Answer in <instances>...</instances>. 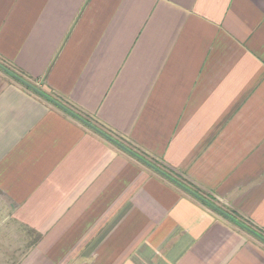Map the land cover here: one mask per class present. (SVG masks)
Listing matches in <instances>:
<instances>
[{"label": "crops", "instance_id": "crops-1", "mask_svg": "<svg viewBox=\"0 0 264 264\" xmlns=\"http://www.w3.org/2000/svg\"><path fill=\"white\" fill-rule=\"evenodd\" d=\"M0 64L233 215L0 68L17 264H264V0H0Z\"/></svg>", "mask_w": 264, "mask_h": 264}, {"label": "rangeland", "instance_id": "rangeland-1", "mask_svg": "<svg viewBox=\"0 0 264 264\" xmlns=\"http://www.w3.org/2000/svg\"><path fill=\"white\" fill-rule=\"evenodd\" d=\"M11 210L0 197V264H17L32 238L25 227L11 219Z\"/></svg>", "mask_w": 264, "mask_h": 264}, {"label": "trees", "instance_id": "trees-1", "mask_svg": "<svg viewBox=\"0 0 264 264\" xmlns=\"http://www.w3.org/2000/svg\"><path fill=\"white\" fill-rule=\"evenodd\" d=\"M2 65V64H0ZM3 66V65H2ZM5 67V66H3ZM6 68V67H5ZM8 69V68H6ZM9 70V69H8ZM11 71V70H9ZM12 73H14V79L16 82H18L19 84H21L23 87H25L26 89L36 93L37 95H39L40 97L46 99L47 101L55 104V101H57L56 99H54L53 97H51L50 95H48L46 92L42 91L41 89H39L38 87H36L35 85H33L31 82L27 81L25 78H23L21 75H18L16 74L15 72L11 71ZM23 81H26L28 82L31 86H28L26 85ZM58 102V101H57ZM69 114H71V111L68 110L67 111ZM72 115V114H71ZM74 116V115H73ZM84 120H86L85 118H83ZM87 121V120H86ZM137 158H139L140 161L144 162V163H147L148 166L153 169L155 172L158 173V171H161L162 173L165 174V176L161 175L162 177L172 181V182H176L177 186L180 187L181 189H183L185 192H187L188 194H190V192L194 193V194H198L199 196H201L204 200H206L207 203H209L210 205L212 206H215V203L213 200L209 199V197H207L206 195H203L201 193V191H199L197 188L193 187L192 185H190L189 183H186V182H183L181 179H179L176 175H174V173H172L171 171H169L168 169L164 168V167H161L159 166L158 164L152 162V161H149V160H146V158H144L143 156L135 153ZM191 195V194H190ZM220 209V208H219ZM228 213L229 215L233 216L231 213L229 212H226ZM236 218V217H234ZM241 226H243L240 222H238ZM244 227V226H243ZM260 238H262L264 240V236L262 234H258Z\"/></svg>", "mask_w": 264, "mask_h": 264}, {"label": "water", "instance_id": "water-1", "mask_svg": "<svg viewBox=\"0 0 264 264\" xmlns=\"http://www.w3.org/2000/svg\"><path fill=\"white\" fill-rule=\"evenodd\" d=\"M0 68H1L2 70H4L5 72H7L8 74H10L12 77H14L15 74L12 73L11 71H9L8 69H6L5 67H3L2 65H0ZM15 76H16V75H15ZM23 82H24L26 85L31 86L28 82H26V81H23ZM31 87H32V86H31ZM55 104H56L57 106H59L60 108L64 109L65 111H68V110H69V109L66 108L64 105H62L61 103H59V102H57V101H55ZM71 114L74 115L77 119H79V120L82 121L83 123H85V124H86L87 126H89L91 129H93L94 131H96L97 133H99L100 135H102L103 137H105L106 139L110 140L111 142H113L114 144H116L117 146H119L120 148H122V149L128 151L129 153H131L132 155H134V156L137 158L136 154H135L132 150H130L129 148H127L126 146H124L123 144H121L120 142H118L117 140H115L114 138H112L111 136L107 135L105 132H103L102 130H100V129L97 128L96 126L92 125V124L89 123L88 121L84 120L82 117H80V116H78L77 114L73 113L72 111H71ZM138 159H139V158H138ZM145 164L148 165L147 163H145ZM158 173H160L161 175L165 176V174L162 173L161 171H158ZM168 179H169V178H168ZM174 183L176 184L175 181H174ZM190 194L193 195L194 197L200 199V200L203 201L204 203L210 205L209 203L206 202V200H204V199H203L201 196H199L198 194H194V193H192V192H190ZM210 206H211L212 208L216 209L217 211H219V212L225 214V215L228 216L229 218H231L228 214L224 213V212H223L221 209H219L218 207H216V206H212V205H210ZM234 221H236V220H234ZM236 222L238 223V221H236ZM239 225H240V224H239ZM243 226H244V225H243ZM244 228H246L248 231H250L251 233H253L254 235H256V236L259 237V235H258L256 232H254L253 230H251L250 228H248V227H246V226H244ZM259 238H260V237H259ZM260 239H262V238H260ZM262 240H263V239H262ZM263 241H264V240H263Z\"/></svg>", "mask_w": 264, "mask_h": 264}]
</instances>
